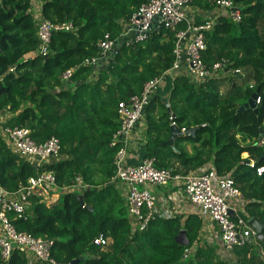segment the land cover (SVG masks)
I'll use <instances>...</instances> for the list:
<instances>
[{
	"label": "trees",
	"instance_id": "1",
	"mask_svg": "<svg viewBox=\"0 0 264 264\" xmlns=\"http://www.w3.org/2000/svg\"><path fill=\"white\" fill-rule=\"evenodd\" d=\"M39 1L44 18L71 21L75 29L53 32L48 53L41 54L33 0H0V111L17 113L4 127H28L38 143L56 136L61 147L59 155L37 166L15 152L0 134V184L16 191L31 176L53 171L60 190L66 192L52 204L33 194L28 217L13 219L16 228L52 239V255L60 262L264 264V240L237 246L223 256L218 236L211 240L204 236V221L195 213L156 216L145 230H133L126 199L112 180L119 149L111 146L120 127L118 103L139 94L148 80L173 66L177 34L187 25L175 29L156 26L141 42L125 39L116 57L87 82L95 70L89 60L103 57L99 41L107 32L117 39L147 0ZM233 1L242 10V20L221 16L206 32L203 58L208 65L226 58L227 71H251L245 76L230 73L226 92L221 90L219 75L196 82L187 73L177 74L169 94L171 111L159 95L146 105L141 119L146 126L144 158L154 157L157 167H172L177 172L204 168L211 161L217 174H231L242 192V216L264 221V173L257 174V168L264 165V159L260 160L264 149L256 144L260 128L264 129V0ZM192 4L210 11L216 0H193ZM204 21L196 17V23ZM71 68V78L63 80ZM257 89L261 100L256 108L240 110ZM171 115L180 128L199 126L195 136L177 137L175 148L166 143ZM238 133L244 134L243 142ZM247 137L256 139L246 144ZM189 141L198 143L192 153L181 147ZM245 152L247 158L242 156ZM79 195L85 206L80 205ZM182 229L189 239L187 245L176 240ZM101 233L111 238L110 245L93 244ZM31 263L45 264L31 261L19 250L13 251L7 263L0 256V264Z\"/></svg>",
	"mask_w": 264,
	"mask_h": 264
},
{
	"label": "built area",
	"instance_id": "2",
	"mask_svg": "<svg viewBox=\"0 0 264 264\" xmlns=\"http://www.w3.org/2000/svg\"><path fill=\"white\" fill-rule=\"evenodd\" d=\"M192 1L147 0L135 10L123 28L122 36L128 42H141L147 39L157 24L164 25L167 29H175L182 23L187 25L185 30H180L177 34L178 42L174 48L173 66L148 80L139 94L118 103L120 127L112 136L111 146H119V149L114 157L115 175L112 180L125 186L124 197L133 230H145L156 216L176 215L171 214L170 209L161 215L158 213L157 196L152 190L155 186L165 187L175 184L200 214L215 223L221 248L223 247L225 252H231L237 246L259 243L257 232L249 223L250 218L243 217L229 203L230 199L242 196L231 174L220 176L213 168L205 167L177 172L172 167H157L154 157H145L136 164L128 162V151L135 128L141 121L153 93L166 80L168 74L185 67L188 75L198 82L207 81L220 75L221 72L231 71L243 76L247 74L243 68L227 71L226 58H221L212 65H208L203 58V52L206 50V32L213 28L221 16L240 22L243 18L241 8L233 0H216L214 17L198 24L188 11ZM33 11L38 23L39 53L41 54L48 53L53 32L75 29L71 21L54 22L44 18L41 9L34 10V4ZM98 44L101 54L105 55L112 49L114 40L107 32ZM91 60L94 63L97 59ZM73 72L72 68L65 71L63 80H69ZM260 100L258 96L256 103L258 104ZM170 119L171 126H178L174 115H171ZM187 129L185 126L181 128L182 132ZM3 132L9 146L37 166H42L59 155L61 145L56 136L38 143L31 137L30 129L25 126H6ZM256 144L264 146V135L261 139H256ZM263 173L264 165L257 168L258 175ZM52 190H60L53 171H42L37 176H31L27 183L20 185L16 191L9 190L0 184V256L4 263L10 260L14 250H19L29 258H35L45 264H68L57 261L53 257L54 241L52 239L36 236L29 231H20L13 223V219L28 217L33 205L31 200L33 194L49 196ZM111 241L110 237L101 233L93 239V244L106 247ZM262 254L264 255V251Z\"/></svg>",
	"mask_w": 264,
	"mask_h": 264
},
{
	"label": "crops",
	"instance_id": "3",
	"mask_svg": "<svg viewBox=\"0 0 264 264\" xmlns=\"http://www.w3.org/2000/svg\"><path fill=\"white\" fill-rule=\"evenodd\" d=\"M192 7L193 6L190 5L189 8H188V11H189V14L191 15V17H193L195 19H196L197 16H201L205 20H207L209 18H213L214 17V13L216 12L214 9L208 11V10H202V9H200L198 7H197V11L195 12L194 10H192ZM36 9L40 10L41 9V4H40V7H35L34 6V10H36ZM157 26H159V24H157ZM122 32H123V30H122ZM32 55L34 56L35 52ZM181 70L182 71L178 70V71L171 72V74H168L166 80L161 85H159V87L153 93V97L156 96V95H159L163 99H167L168 102H169V98H170L169 94H170V91H171V89L173 87V79H174V77H176V75L180 74V73H187L188 74V70L185 67L182 68ZM244 70H245L246 73H249L251 71L249 68L248 69H244ZM225 74L218 76V77H222L221 78L222 79L221 90L223 92H226L228 90V88H229V86L231 84L230 78L232 76L230 73H225ZM95 77L93 79H95ZM191 79L193 81L198 82L197 80H195L192 77H191ZM27 104L28 103H25L23 106H25ZM16 114L17 113L11 112V111L6 110V109L0 111V134H2L4 138H6V137H5V134L3 132V128H4L5 124H6V122L8 120H10L12 117H14ZM145 129H146V126H145L144 121L142 120V121H140L137 124V126L135 128V131H134V134L132 136V142H131V145H130V148H129V151H128V162L129 163H134V164L139 163L140 161H142V159L145 156V136H144ZM238 135H241L240 136L241 138H239ZM238 135H237L238 138L243 142L242 139L244 138V134L238 133ZM251 139L254 140L252 137H251ZM247 140H250V138L247 137ZM195 145L197 146L198 143H196ZM195 145L192 142L189 141V142H184L183 144H181V147H185L189 151V153H192L194 151V146ZM245 154H247L246 157L245 156H243V157L247 158L249 156V153L245 152ZM251 162L253 163V161H251ZM205 168L212 169L213 168L212 162L210 161L209 163H207ZM202 169H204V168H202ZM117 187L120 189V191L123 192V196H124L125 195L124 194L125 186L120 184V183H117ZM152 190L155 192V194L157 196V207H158V213L160 215L164 211H166L168 209L171 210V214H176V215L184 214L185 216H187V215H189L191 213L198 214V216L201 217L202 220L204 221L203 229H204L205 233H207V232H212L213 233V231L215 229L214 238H215V236H217V233H216L217 232V227H216L215 223L210 218L205 217L203 214H200L197 211L198 209L187 199L185 194H183L182 192H180L178 190V188L176 187L175 184H170V185H167L165 187L164 186H155V187H152ZM58 192H60V191H58ZM55 193H57V192H55ZM51 195L53 196V193H51ZM46 197H50V195L46 196ZM59 198H60L59 196L55 200L52 198V200H53L52 203L58 202ZM229 203L231 204V206L235 207L238 210V212L242 215L241 212L245 210L244 209L245 199L243 198V194L240 197H236V198L230 199ZM34 260H35V258L31 259V261H34Z\"/></svg>",
	"mask_w": 264,
	"mask_h": 264
},
{
	"label": "water",
	"instance_id": "4",
	"mask_svg": "<svg viewBox=\"0 0 264 264\" xmlns=\"http://www.w3.org/2000/svg\"><path fill=\"white\" fill-rule=\"evenodd\" d=\"M124 40H125V37L122 36V34H121L117 39L114 40V45H113L112 49L107 51L103 57L97 59L94 62V69L95 70L87 78V82L92 81L93 78L95 76H97L98 74H100L102 69L105 68L111 62V60H113L116 57V54L119 52L120 48L123 47ZM90 62H92V60H90ZM81 82H84V81H81ZM258 96H259V89H257L251 95L248 102H246L243 106H241L240 110L247 108V107L256 108V106H257L256 100H257ZM163 101L166 102V106L168 107V110L171 111L170 103L168 102V100L163 99ZM198 129H199V126H193V127L188 128L185 132H182V130L179 126H171V135H170V137L166 143L171 145L173 148H175V140L178 136H184V135L185 136H195ZM263 133H264V129L261 127L260 128V135L258 137L259 139H261L263 137ZM263 149H264V146H263ZM263 159H264V153H263V156L261 157L260 160H263ZM247 162L249 163L250 160H247ZM78 200H79L81 206H85L83 195H79ZM249 223L253 226V228L257 232L258 239L264 240V233H263L264 221L259 220L257 218H251L249 220ZM176 240H177V242H179L180 244H183V245L189 244V239H188L186 230L182 229L180 231V234L177 236ZM79 261H80V259H74L71 262H69L68 264H77Z\"/></svg>",
	"mask_w": 264,
	"mask_h": 264
},
{
	"label": "rangeland",
	"instance_id": "5",
	"mask_svg": "<svg viewBox=\"0 0 264 264\" xmlns=\"http://www.w3.org/2000/svg\"><path fill=\"white\" fill-rule=\"evenodd\" d=\"M33 4H34V6L35 7H40V1L39 0H33ZM193 7H192V10H194L195 12L197 11V6L196 5H194V4H191ZM240 5V4H239ZM229 73H231V71L229 72ZM225 74V72H221L220 73V75H224ZM226 75V74H225ZM263 127H264V122H263ZM28 128V127H27ZM239 136V138H241L240 136L241 135H238ZM253 139L255 140L256 138L255 137H253ZM254 140H252L251 138H250V140H245V143H247V144H250V143H252ZM246 155L247 154H242V156H245L246 157ZM28 181V180H27ZM21 185H24V184H21ZM60 192H58V191H56V190H52L51 191V193H53V196L51 195V193H50V197H46V196H43L42 198L46 201V202H48L49 204H51L52 202H53V200H52V198L55 200L58 196L60 197V195H61V193L62 192H66L64 189L63 190H59ZM55 192H57V193H55ZM121 193H122V195H123V192L121 191ZM45 197V198H44ZM59 200V199H58ZM214 229V228H213ZM214 231H215V229H214ZM213 231V233L212 232H207V233H205L204 234V236H207V237H209L210 238V240H211V238H214V235H215V232ZM223 248V247H222ZM220 249V252L223 254V256H228L229 255V252H225L224 251V248L223 249Z\"/></svg>",
	"mask_w": 264,
	"mask_h": 264
}]
</instances>
